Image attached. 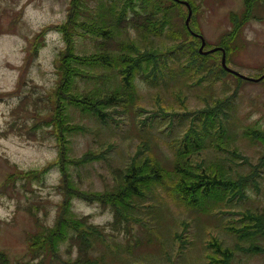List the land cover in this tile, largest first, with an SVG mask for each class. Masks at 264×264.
Here are the masks:
<instances>
[{
    "label": "rangeland",
    "instance_id": "374dc122",
    "mask_svg": "<svg viewBox=\"0 0 264 264\" xmlns=\"http://www.w3.org/2000/svg\"><path fill=\"white\" fill-rule=\"evenodd\" d=\"M101 1L87 0L80 19L89 18ZM191 1L197 12L193 13L190 25L194 32L204 37L206 49L222 46L221 43L227 41L224 46L230 48L227 54L230 68L250 78L264 75V0L256 1L247 22L243 21L245 0ZM70 4L71 0H0V250L12 262L32 261L29 238L41 228L30 212L36 213L44 226H53L63 200L58 188L60 171L55 164L59 147L54 129L47 124V111L53 109V91L58 82L57 60L65 43L60 32L49 30L43 36L42 30L65 22ZM174 6L171 27L162 37L153 39L154 46L162 52L175 42L192 41L183 29L186 16L180 15L179 5ZM185 13L187 15V9ZM237 16L241 28L235 37L228 36ZM170 31L180 32L181 39L167 37ZM130 33L125 40L129 42L131 38L136 46L145 48L146 43L141 37L134 31ZM96 43L76 35L79 54L96 52ZM185 46L188 48L189 45ZM172 55V60L187 58L186 55L178 58L179 54L175 52ZM221 58V52L208 55L209 65L199 74L206 79L200 83L183 75V61H171L170 68L166 69V80L159 85L152 86L137 79L141 96L138 105L144 112L131 111L116 116L119 124L112 120L106 124L91 114L70 108V124L81 128L69 137L70 157L81 158L86 153L98 157L70 166L75 185L87 192L111 189L118 171L126 170L144 144H148L149 154L171 171L176 160L173 142L183 137L189 123L175 118L173 128H169V119L164 117L151 130L144 128L140 119L154 111L161 114V107L194 112L214 105L216 101H226L229 119L225 120L224 146L229 151L237 148L249 158L250 165L257 164L264 156V144L248 133L264 132V80L240 83L237 77L229 75L221 76L213 84L214 74L207 71L216 63L213 71L217 72V77ZM88 86L108 89L103 81H90ZM201 157L205 165L219 163L232 167L233 178L252 173L249 164L240 159L234 163L228 152H216L208 147ZM45 168L48 170L40 177L18 176L19 172L39 173ZM11 174H15L14 179L9 177ZM254 177L258 187L249 182L246 199L235 206L232 203L228 210L210 213L188 209L160 188L157 196L152 195L149 199L154 201L151 208L144 205L135 212L128 231L124 225L115 227L112 211L99 204L76 197L72 200V211L80 218L90 216L91 219L87 217L90 223L98 226L102 234L92 237L89 255L104 264H208L210 251L207 246L214 238L232 249L236 247L238 240L226 229L233 221L229 211L236 214V210L264 207V167ZM25 182H28L26 186L23 185ZM237 218L234 216V220ZM258 243L264 248V237ZM235 251V264H264V253ZM77 257V246L70 250L68 242L61 244V261L73 262ZM61 261L48 257L45 264H61Z\"/></svg>",
    "mask_w": 264,
    "mask_h": 264
},
{
    "label": "trees",
    "instance_id": "16d2710c",
    "mask_svg": "<svg viewBox=\"0 0 264 264\" xmlns=\"http://www.w3.org/2000/svg\"><path fill=\"white\" fill-rule=\"evenodd\" d=\"M86 1L71 0L66 22L56 26L57 31L63 36L65 47L57 60L58 82L53 91L51 102L53 109L47 111L49 117L47 124L54 129L59 147V157L55 164L58 165L61 175L58 188L62 191L63 200L53 226H44L42 219L33 211L30 212L41 228L29 238L32 261L12 262L9 256L0 250V264H45L48 257L61 261L59 250L64 242H68L70 250L78 247V257L73 262L61 261V264H104L89 255V242L93 236H100L102 233L98 226L90 223L87 218L91 219L90 216L80 218L73 213L72 200L76 197L91 204H99L105 210H111L113 225L115 227L124 225L128 231L130 221L135 219L133 218L135 212L144 205H150L151 208L154 201L149 199L152 195L156 197L160 188L172 200L185 205L188 209L210 213L218 209L228 210L232 208V203L235 206L237 202L246 199L249 182L258 187L254 174H258L264 167V156L259 158L257 164L250 165L249 158L237 148L229 151L224 146L225 120L229 119L225 109L226 101H216L214 105H207L194 112H189L187 109L184 112H177L175 109L161 107L160 113L163 116L154 111L144 119H140L142 126L149 130L160 118L164 120V117L169 119V128H173L175 118L179 121L183 119L188 121V129L183 137L173 142L176 160L171 171L162 166L154 155L149 154V146L144 144L126 170L118 171L114 187L111 189H106L104 192H87L75 185L71 180L70 166L92 161L98 157L94 156V153V155L86 153L81 158L70 157L69 137L77 130H81L80 127L70 124V108L91 114L106 124L110 120L119 124L116 116L121 117L131 111L140 114L144 112L138 105L141 96L137 79H142L152 86L159 85L166 80L169 63L183 61V75L190 76L194 83H200L206 79V76L199 74L209 65L206 60L208 55L199 53V39L191 35L185 23L183 29L192 39L190 43L185 40L175 42L173 46L167 47L166 52H162L153 44L154 38L162 37L165 30L171 27L174 5H179L180 15L187 18L188 9L179 2L169 0L173 4H168L165 0H102L90 17L83 20L80 19V14ZM185 1L190 2L193 12L196 13L195 4L191 0ZM256 1H244V22L248 21ZM240 28V20L237 16L228 36L235 37ZM131 31L146 43L145 48L136 46V42L131 38L129 42L125 40L127 36H131ZM76 35L97 42L96 52L79 54L76 49ZM166 35L173 39H181V33L177 31H170ZM226 42L221 43L225 49ZM186 44L189 45L188 48ZM226 50L228 54L230 48ZM174 52L179 54L178 58L186 55V60H172ZM216 61L220 62V60ZM215 65L216 63L212 65L213 67L209 66L207 71L211 75L214 74L213 84L221 76L233 75L220 65L216 77L217 72L213 71ZM197 76L201 77L195 79ZM238 79L240 83L245 81ZM90 81H103L108 89H91L88 86ZM109 82L115 86L113 87ZM183 107L186 108L184 103ZM248 135L264 144V132L252 131ZM208 147H212L216 152L230 153L234 163L240 159L242 163L249 164L252 173L233 178L232 167H228L227 164L205 165L201 156ZM46 170L48 169L45 168L39 173L19 172L18 176L40 177ZM14 176L15 174L9 175L11 179H14ZM27 184L28 182L23 183L24 186ZM229 212L232 213L233 221L227 224L226 229L238 240L236 247L232 249L214 238L209 242V247L213 250L208 257L210 264H235V250L264 253V248L258 243L259 239L264 237V207L258 210H236V214L234 211ZM234 216L239 218L234 220ZM245 244L249 246L245 247Z\"/></svg>",
    "mask_w": 264,
    "mask_h": 264
},
{
    "label": "water",
    "instance_id": "95a60500",
    "mask_svg": "<svg viewBox=\"0 0 264 264\" xmlns=\"http://www.w3.org/2000/svg\"><path fill=\"white\" fill-rule=\"evenodd\" d=\"M174 1H177V2H179V3L183 4V5H185V6L188 8V11H189V12H188V17H187V19H186L185 24H186L188 30H189L194 36H198V37L201 39V47H200V50H199L200 53L207 55V54H210V53H213V52L217 51L218 49H221V51H222V53H223V56H222V66H223V68H224L226 71H228V72H230V73H233V74H235V75H237L238 77H241V78H243V79L250 80V81H260V80H262V79L264 78V75H263L262 77H260V78H258V79H253V78H249V77H247V76H244V75H242V74H240V73H238V72L232 70V69L227 65L226 51H225L224 49H222V48H217V49H212V50H209V51H205L204 49H205V47H206V41H205L204 37L201 36V35L196 34L195 32H193L192 29H191V27H190V21H191V17H192V14H193L192 6L190 5L189 2L184 1V0H174Z\"/></svg>",
    "mask_w": 264,
    "mask_h": 264
}]
</instances>
